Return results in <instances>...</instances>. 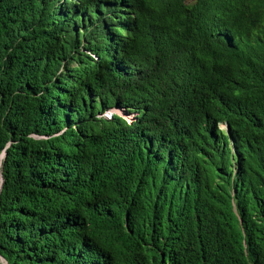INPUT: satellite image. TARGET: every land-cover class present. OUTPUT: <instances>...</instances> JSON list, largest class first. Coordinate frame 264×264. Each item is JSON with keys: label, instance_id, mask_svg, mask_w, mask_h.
<instances>
[{"label": "trees", "instance_id": "1", "mask_svg": "<svg viewBox=\"0 0 264 264\" xmlns=\"http://www.w3.org/2000/svg\"><path fill=\"white\" fill-rule=\"evenodd\" d=\"M0 155L4 264H264V0H0Z\"/></svg>", "mask_w": 264, "mask_h": 264}, {"label": "clouds", "instance_id": "2", "mask_svg": "<svg viewBox=\"0 0 264 264\" xmlns=\"http://www.w3.org/2000/svg\"><path fill=\"white\" fill-rule=\"evenodd\" d=\"M110 110H114V112ZM112 114L121 116L127 123H130L133 120V116H134V113H126L123 109L116 107H109L105 109L101 115L105 118H109ZM217 128L223 131L224 133H228L227 125L225 122L218 123ZM0 157H2V155H0ZM230 194H232V192ZM1 261L4 262V260L0 257V263Z\"/></svg>", "mask_w": 264, "mask_h": 264}, {"label": "rangeland", "instance_id": "3", "mask_svg": "<svg viewBox=\"0 0 264 264\" xmlns=\"http://www.w3.org/2000/svg\"><path fill=\"white\" fill-rule=\"evenodd\" d=\"M110 111L114 112V110H110ZM1 263H2V264H4V262H3V261H1Z\"/></svg>", "mask_w": 264, "mask_h": 264}]
</instances>
